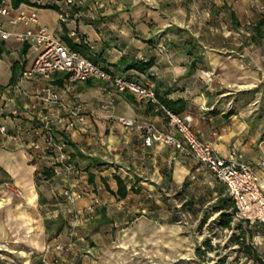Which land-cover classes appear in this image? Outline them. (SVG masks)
<instances>
[{
    "label": "crops",
    "instance_id": "0c3cea01",
    "mask_svg": "<svg viewBox=\"0 0 264 264\" xmlns=\"http://www.w3.org/2000/svg\"><path fill=\"white\" fill-rule=\"evenodd\" d=\"M186 1L85 0L79 19L66 25L58 22L54 9H38L36 14L38 23L69 49L75 44L68 32L76 29L82 38V57L115 75L151 86L160 104H177L174 109L179 115L192 116L195 135L211 144L219 157L226 159L232 150L237 151L264 182V171L256 167L264 160V110L254 102L237 98L239 92L233 94L227 89L223 75L226 61L219 59L212 48L200 44L191 24L193 15L189 20L186 14ZM6 30L15 32L21 28ZM0 48V127L6 130V134H0V188H7L16 197V206H21L27 224L37 222V228L55 240L62 233L60 217H71L62 198L59 204L49 203L58 206L49 211V216L39 213L40 202L55 195L49 183L80 195L74 212L94 206L95 215L87 222L94 229L102 212L105 214L110 206L123 209L140 200L147 205L156 203L160 195L174 191L179 194L186 181L187 189L206 188L205 184L211 182L216 186L213 195L220 188L226 195L225 187L191 159L157 144L145 148L137 132L117 123L118 119L150 122L163 134L171 132L151 105L137 102L129 93H118L106 82L78 84L61 96L69 104H81L86 116L82 129L62 135L70 170H65L53 157H42L29 149L31 139L42 142L32 133L38 123L28 106L35 103L31 96L44 84L20 79L21 64L28 66L30 62L25 58L24 46L8 40L0 41ZM143 66L147 69L137 70ZM204 72L214 73L210 84L203 79ZM52 84L62 89L64 75H56ZM16 87L30 97L19 96ZM44 172L50 177L45 179ZM116 178L125 187L123 199L116 194ZM39 180L42 185H38ZM190 195L201 198L193 192ZM87 224L80 220L78 225ZM104 226L93 230L89 240L93 241Z\"/></svg>",
    "mask_w": 264,
    "mask_h": 264
},
{
    "label": "rangeland",
    "instance_id": "374dc122",
    "mask_svg": "<svg viewBox=\"0 0 264 264\" xmlns=\"http://www.w3.org/2000/svg\"><path fill=\"white\" fill-rule=\"evenodd\" d=\"M185 10L189 20L193 15L191 24L200 44L212 48L219 59L226 61L223 75L227 89L233 94L239 92L237 98L254 102L264 110V38L256 43L251 41L252 26L264 20V0H188ZM49 184L55 195L40 202L39 213L43 216L58 208L49 203H61L64 189L59 184ZM204 187H190L180 195L176 191L160 195L156 203L148 205L140 200L123 209L110 206L105 214L111 225L101 228L93 241L89 240L93 224L85 222L87 225L82 227L72 216L65 215L59 219L62 233L52 240L37 228V222L27 224L21 206H16V197L7 188H0V264H215L219 260H224V264H251L241 257L235 258L236 247L228 245L234 231L214 228L218 214H210L206 225L198 228L200 218L211 213L221 200L213 195L215 184L210 182ZM191 191L200 195L201 204L192 209L195 212H181L182 199L190 197ZM175 217L179 221L169 223ZM242 225L252 229L251 242L264 256L261 226ZM206 241L214 251L206 253L202 260L197 259L195 250H202ZM56 246L64 250L59 253Z\"/></svg>",
    "mask_w": 264,
    "mask_h": 264
},
{
    "label": "built area",
    "instance_id": "2783aa9c",
    "mask_svg": "<svg viewBox=\"0 0 264 264\" xmlns=\"http://www.w3.org/2000/svg\"><path fill=\"white\" fill-rule=\"evenodd\" d=\"M84 2L85 0H29L28 5L13 9L8 0L0 1V41L13 40L20 46L27 47L25 58L30 62L28 66L21 64L20 79L39 80L44 84L37 94L31 96L35 103L28 106L38 123L36 131L32 133L42 142L31 139L28 148L42 157H53L65 170H70L62 135L82 129L86 125V116L81 104H69L61 96L78 84L88 81L106 82L118 93H129L137 102L151 105L152 110L160 113L171 129L170 133L163 134L150 122L118 119L117 123L122 127L139 134L143 147L151 148L157 144L172 148L179 155L191 159L225 187V194L233 203L234 222H242L249 227L264 226V182L237 151L232 150L226 159L219 157L211 144L197 138L191 115L171 113L160 104L151 86L126 76L115 75L102 65L92 63L69 49L53 32L38 23L36 12L43 8L54 9L60 24L75 22L81 16L80 9ZM6 27H19L21 30L8 32ZM68 37L75 45L82 43L76 29H71ZM58 74H63L65 78L62 89L52 84ZM213 77V72L203 73L206 84H210ZM15 92L21 97H30L17 87ZM51 108L53 112L50 111ZM0 134H6L5 128L0 127ZM256 167L264 171V160L257 163ZM61 197L64 208L75 221L88 222L93 219L94 206H89L83 212L73 211L75 203L80 199L78 193L64 188ZM73 235L71 232L70 236ZM71 246L68 245L69 248ZM48 249L45 248V254ZM63 250L62 246L55 247V251L59 253Z\"/></svg>",
    "mask_w": 264,
    "mask_h": 264
},
{
    "label": "trees",
    "instance_id": "16d2710c",
    "mask_svg": "<svg viewBox=\"0 0 264 264\" xmlns=\"http://www.w3.org/2000/svg\"><path fill=\"white\" fill-rule=\"evenodd\" d=\"M8 1L10 3V6L13 9H17L22 5H28V2H29V0H8ZM230 16L232 18L233 23L236 25L237 23H236V19H235L234 14H231ZM262 37H264V20H259L254 26H252L251 39H252V41H258V40L262 39ZM80 47H81V44L79 46L73 45V46H70V49L75 51V52L80 53L81 52ZM26 50H27V47L24 46L23 51H26ZM1 51L2 50L0 48V52ZM92 63H94V62L92 61ZM146 69H147V67H144V66L141 68H137V70H139V71H144ZM90 82H92V81H88L87 83H90ZM161 105L163 107H165L167 110H169L171 113H173L175 115H179V111L174 109L177 107V104H169V103L162 102ZM43 175L46 179V178H49L51 174L44 172ZM116 183L118 186L117 193H116L117 196L120 199L125 198L126 191H125V187L123 186V183L118 178H116ZM188 185H189V183H188V181H186L182 185L181 192L179 193V195L186 191ZM223 191H224L223 188L219 189V191L217 192V197L221 198L219 204L211 210V213H208V214L205 213L200 218V221L198 223V228L202 229L206 225L207 220L210 217V214H218V218L216 220V224H215L214 228L221 230V231H223V230L234 231V233L228 239V245L236 247L235 258L239 259L241 257L244 260L250 262L251 264H264V256H262L258 252L257 248L251 242V239L253 237L252 229L243 227L242 222L234 223V221H233V213H234L233 203L228 197L222 198ZM201 201H202L201 198L195 199L191 196L188 197L187 199L184 198V199H182L180 211L184 212V211H186L185 209H187V212L194 211L192 209L195 208V206L197 204H201ZM178 221H179V217H175L172 220H170L169 223H176ZM108 223H109V221L105 217L104 212H102L94 231H97L100 227L107 225ZM261 228H262V234H264V226H261ZM46 229L50 230V228H48V226H46ZM213 251H214V249L212 248L211 244L208 241H206L202 244V250L200 248L195 250V257L197 259L202 260L205 258L206 253H210ZM215 264H224V260H219Z\"/></svg>",
    "mask_w": 264,
    "mask_h": 264
}]
</instances>
